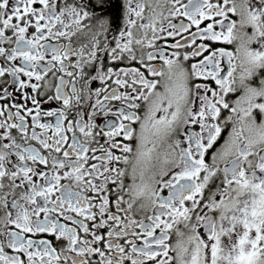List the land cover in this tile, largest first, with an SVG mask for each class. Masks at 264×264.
Returning <instances> with one entry per match:
<instances>
[{
	"label": "snow or ice",
	"instance_id": "snow-or-ice-1",
	"mask_svg": "<svg viewBox=\"0 0 264 264\" xmlns=\"http://www.w3.org/2000/svg\"><path fill=\"white\" fill-rule=\"evenodd\" d=\"M0 264H264V0H0Z\"/></svg>",
	"mask_w": 264,
	"mask_h": 264
}]
</instances>
